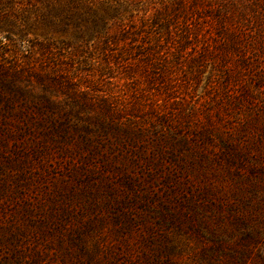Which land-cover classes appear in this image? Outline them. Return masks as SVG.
<instances>
[{
	"label": "rangeland",
	"instance_id": "rangeland-1",
	"mask_svg": "<svg viewBox=\"0 0 264 264\" xmlns=\"http://www.w3.org/2000/svg\"><path fill=\"white\" fill-rule=\"evenodd\" d=\"M83 1L87 3V0H74L78 6ZM47 2L54 3L53 11L62 18L64 13L61 9L67 0H23L20 3L14 2L12 6L0 2V10H12L18 15L22 26H27L24 41L18 34L12 35V40L8 41L2 38V33L0 57L4 59L5 65L12 67L16 64L25 68L29 64L36 70L41 69L43 75L53 68L56 74L71 77L77 90H82L84 95H79L78 91L75 95H68L64 86L48 90L52 92V99L56 103L55 115L69 114L70 121L64 129L65 134L53 130L51 123L45 121L50 114L47 109L37 112L32 118L26 114L16 123L0 126V205L4 208V215L0 212V238L5 236L7 263L202 264L199 257L208 237L199 229L197 222L200 216L197 218L196 212L189 214H193L191 217L197 224L195 227L189 228L184 221L185 224L178 229L166 226L160 227V230L156 228L160 224L152 216L151 199L155 200V204L162 201L167 189L155 183V188L152 191L148 188L150 193L146 195L149 209L134 206L130 209L129 218L123 216V211L128 209L129 197L123 159L131 156L135 146L144 144L149 153L153 147L150 142L152 137L148 142L137 137L133 129L136 126L131 123L135 120L130 117L140 99L143 108L146 92L143 98V79L139 77V70L126 68L127 61L116 54L123 47L129 46L132 34L136 46L146 40L145 34L151 33L153 37L152 22L155 14L160 13L163 6L170 5L173 0H102L101 18L104 25L99 24V35L103 36V31L109 28L110 34L118 39L115 45L110 43V46V39L107 45L103 37L98 38L99 35L93 32L90 23L81 21L78 14L83 11L79 9L73 10L72 22L65 29L59 17L51 24L40 19V15L46 16L49 12ZM201 2V8L209 5V10L216 14L215 8L222 1ZM242 8L238 7L234 15H240ZM243 11V18L240 16L237 19L234 16L232 26L246 23L252 17L254 21L257 20V13L264 15V0L255 11L249 7ZM35 17H38L37 21ZM24 20L27 25H24ZM123 29L127 31L124 36L121 32ZM171 31H174V26H171ZM19 83L22 87H29L26 81ZM30 86L38 94L45 92L40 85ZM8 91L4 93L8 94ZM201 93L199 89L184 101L180 96V105L190 107L193 96ZM161 98L162 95L149 91L144 109L149 110L151 105L157 106ZM151 99H158V102L151 104ZM104 100L109 106L113 102L116 120H107L100 115L101 102ZM19 104L13 105L18 109ZM129 128L133 129L132 132ZM216 145L209 148L217 151ZM210 159L208 155L207 160ZM84 161H89L85 169L81 167ZM200 169L197 168L190 177H197ZM141 174L148 180L146 171H138L133 175L136 182L143 181ZM217 174L218 170L215 171L216 177ZM143 187H149L147 181L139 185L141 192ZM184 192L196 194L200 191L197 187L188 188ZM179 195L181 190L178 189L171 194L172 201L166 202L172 210L178 208L176 200ZM252 201L257 204L255 199ZM242 207L236 206V209ZM261 207L264 211V205ZM183 208L187 209L185 206ZM262 214L247 222L253 219L258 224L259 216L264 217ZM260 224L263 236L255 245L257 250L264 249V225ZM234 233L231 231L229 236L225 235L231 245L239 237ZM159 236L165 238L168 246L170 255L167 263L153 259L159 252V245L154 243ZM162 254L163 260L165 252Z\"/></svg>",
	"mask_w": 264,
	"mask_h": 264
},
{
	"label": "trees",
	"instance_id": "trees-1",
	"mask_svg": "<svg viewBox=\"0 0 264 264\" xmlns=\"http://www.w3.org/2000/svg\"><path fill=\"white\" fill-rule=\"evenodd\" d=\"M21 1L0 0L11 6ZM221 1L214 14L209 10V5L201 8V0H173L155 14L153 37L151 33L145 34L146 40L136 46L132 34L129 46L116 54L127 61L126 68L139 70V77L143 79V98L146 91L143 108L140 99L130 117L135 120L131 123L136 126L133 129L137 137L147 142L152 137L150 142L153 147L149 153L144 144L135 146L131 156L123 159L125 184L129 190L128 209L123 211V216L129 218L130 209L134 206L149 209L146 195L150 193L149 189L152 191L155 188L156 183L167 192L157 204L151 199L152 216L160 224L155 227L159 230L165 226L178 229L184 221L189 228L195 227L197 224L193 222V214H189L196 212L197 218L200 216L197 222L199 229L208 237L199 257L202 264H264V249L257 250L255 247L262 240L259 222L264 225V217L259 216L258 224L253 219L247 222L262 213L264 216L261 210L264 205V15L257 13L255 21L252 17L238 26L231 24L234 16L243 18L245 7L255 11L262 0ZM53 4L47 2L49 12L46 16L40 15V19L51 24L59 17L65 29L72 22L73 10L79 9L83 11L78 14L81 21L90 23L93 32L100 34L99 24L104 25L101 18L102 0L83 1L79 6L74 0H67L61 9L64 13L62 18L53 11ZM240 6H243L241 14L234 15ZM37 19L34 18L35 21ZM202 24L206 26L202 27ZM24 25H27L26 20ZM171 26H174V31H171ZM26 27L22 26L18 15L12 10H0V36L4 33L3 39L11 41L12 35L18 34L24 41ZM79 31L82 38V28ZM121 32L123 36L127 34L124 29ZM97 37H103L105 43L110 39L109 46L118 41L115 35L110 34L109 28L103 31V36ZM18 67L16 64L12 67L5 65L0 57V88L3 92L0 93V126L16 123L26 114L32 118L37 112L47 109L50 114L45 121L51 123L53 130L65 134L69 114L62 113L64 119L62 114L55 115L56 103L48 90L64 86L68 95H75L78 90L72 78L56 74L53 68L43 75L41 69L36 70L29 64L25 68ZM21 81H26L29 87H22ZM34 84L42 86L49 95L35 92L34 87L30 86ZM199 89L202 93L193 96L190 107L180 105V96L184 101ZM5 90H9L8 94L4 93ZM149 91L163 98L161 103H157L158 99H151L150 103H157V106L151 105L149 110H145ZM78 92L84 95L82 90ZM15 103H20L18 109L13 105ZM101 103L100 115L107 120H116L113 102L111 106L106 100ZM133 129L129 128L131 132ZM214 144H217V151L209 148ZM128 145L133 147L130 143ZM208 155L211 156L210 160H207ZM85 161L81 164L83 169L89 163ZM197 168H201L198 176L190 177ZM187 170L190 172L186 173ZM216 170L218 178L215 176ZM138 171H146L148 180L141 174L143 181L136 182L133 175ZM145 181L149 187H143L141 192L138 187ZM214 181L219 183L215 184ZM197 187L199 193H183L188 188ZM178 189L181 190L176 200L178 208L172 210L166 202L172 201L171 194ZM236 206L243 207L237 210ZM245 206L249 207L246 208L247 212ZM0 212L4 215L2 205ZM231 231L239 236L234 245L225 239V235L229 236ZM164 239L159 236L154 241L159 245V252L153 259L167 263L170 254ZM4 240L3 235L0 238V264H10L5 256ZM163 252L165 257L162 260Z\"/></svg>",
	"mask_w": 264,
	"mask_h": 264
}]
</instances>
